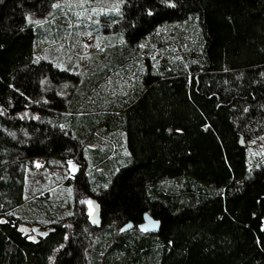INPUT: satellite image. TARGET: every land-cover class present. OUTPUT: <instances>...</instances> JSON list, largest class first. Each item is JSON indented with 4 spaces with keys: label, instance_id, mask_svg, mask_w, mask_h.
Returning <instances> with one entry per match:
<instances>
[{
    "label": "trees",
    "instance_id": "trees-1",
    "mask_svg": "<svg viewBox=\"0 0 264 264\" xmlns=\"http://www.w3.org/2000/svg\"><path fill=\"white\" fill-rule=\"evenodd\" d=\"M61 1L0 0V264H264V0H121L82 82L35 60ZM37 158L76 163L70 215L21 211Z\"/></svg>",
    "mask_w": 264,
    "mask_h": 264
},
{
    "label": "rangeland",
    "instance_id": "rangeland-1",
    "mask_svg": "<svg viewBox=\"0 0 264 264\" xmlns=\"http://www.w3.org/2000/svg\"><path fill=\"white\" fill-rule=\"evenodd\" d=\"M120 3L121 0H64L56 4L64 7L58 9L56 16L53 11L42 18L27 14V22L33 24L37 33L45 23H49L51 28L58 27L59 30L56 33L60 32L59 40L52 39L54 37L50 38V34H48L49 39L45 43H36L35 60H47L60 70L70 71L79 77L80 81L88 76L93 79V57L100 52L99 48L103 44L102 39L95 37L93 32L96 31L99 23L98 18L103 19V17L117 12ZM60 15L66 19H58L60 17L57 16ZM51 31L54 29L52 28ZM259 145L258 153H251L264 157V138ZM87 148L93 149V144L88 145ZM85 154L88 157V153ZM76 169L74 161H46L41 158L35 159L31 166L27 165L28 196L35 198L34 200H37L39 196L45 198L23 208L21 211H25L26 217L31 218L32 211H43L39 209L37 203L48 205L49 211L57 208L59 211L57 214L61 218L70 215L72 213L73 189L66 182L74 175ZM89 208L90 214L93 216V209ZM39 214L45 218V213V215Z\"/></svg>",
    "mask_w": 264,
    "mask_h": 264
},
{
    "label": "water",
    "instance_id": "water-1",
    "mask_svg": "<svg viewBox=\"0 0 264 264\" xmlns=\"http://www.w3.org/2000/svg\"><path fill=\"white\" fill-rule=\"evenodd\" d=\"M239 146L241 148L245 147V144H244L243 139L241 137L239 138ZM94 216H96L95 220H92L91 218H89L90 222L93 225L96 224V221H97V224H98V216L97 215H94ZM133 228H134V225L131 222H129V223H127L126 225H124L122 227L121 232H127V231H129V230H131ZM137 229L140 232L148 234V235H156L159 232L160 223H159V221L154 220L149 213H144L143 214V222L137 226ZM33 230H34V232L36 234H39V235H43L44 234V233L38 232L36 228H34ZM27 232L28 231H25V233H27Z\"/></svg>",
    "mask_w": 264,
    "mask_h": 264
},
{
    "label": "snow or ice",
    "instance_id": "snow-or-ice-1",
    "mask_svg": "<svg viewBox=\"0 0 264 264\" xmlns=\"http://www.w3.org/2000/svg\"><path fill=\"white\" fill-rule=\"evenodd\" d=\"M86 47H87V45H86Z\"/></svg>",
    "mask_w": 264,
    "mask_h": 264
}]
</instances>
